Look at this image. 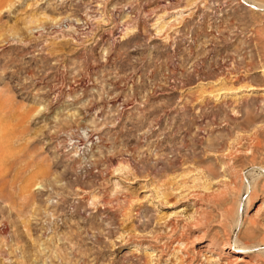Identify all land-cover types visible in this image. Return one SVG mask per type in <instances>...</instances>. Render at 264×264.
<instances>
[{
    "label": "rangeland",
    "instance_id": "374dc122",
    "mask_svg": "<svg viewBox=\"0 0 264 264\" xmlns=\"http://www.w3.org/2000/svg\"><path fill=\"white\" fill-rule=\"evenodd\" d=\"M0 264H264V0H0Z\"/></svg>",
    "mask_w": 264,
    "mask_h": 264
},
{
    "label": "bare ground",
    "instance_id": "6f19581e",
    "mask_svg": "<svg viewBox=\"0 0 264 264\" xmlns=\"http://www.w3.org/2000/svg\"><path fill=\"white\" fill-rule=\"evenodd\" d=\"M249 249H251V248H249ZM234 251H236L237 253H244V254H248L249 252H247V251H249L248 250V248H239V249H234Z\"/></svg>",
    "mask_w": 264,
    "mask_h": 264
}]
</instances>
